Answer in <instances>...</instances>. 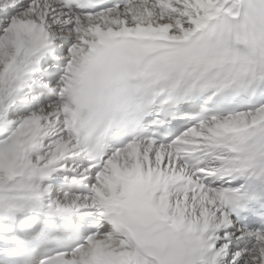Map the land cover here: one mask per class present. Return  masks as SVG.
Wrapping results in <instances>:
<instances>
[{
	"label": "snow or ice",
	"instance_id": "snow-or-ice-1",
	"mask_svg": "<svg viewBox=\"0 0 264 264\" xmlns=\"http://www.w3.org/2000/svg\"><path fill=\"white\" fill-rule=\"evenodd\" d=\"M0 264H264V0H0Z\"/></svg>",
	"mask_w": 264,
	"mask_h": 264
}]
</instances>
